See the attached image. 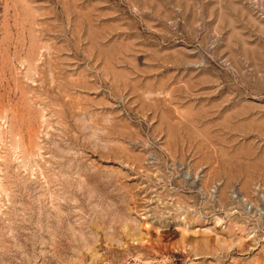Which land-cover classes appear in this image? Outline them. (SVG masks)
I'll list each match as a JSON object with an SVG mask.
<instances>
[{"label": "rangeland", "instance_id": "rangeland-1", "mask_svg": "<svg viewBox=\"0 0 264 264\" xmlns=\"http://www.w3.org/2000/svg\"><path fill=\"white\" fill-rule=\"evenodd\" d=\"M0 264H264V0H0Z\"/></svg>", "mask_w": 264, "mask_h": 264}, {"label": "built area", "instance_id": "built-area-1", "mask_svg": "<svg viewBox=\"0 0 264 264\" xmlns=\"http://www.w3.org/2000/svg\"><path fill=\"white\" fill-rule=\"evenodd\" d=\"M230 210L233 213H238V211L242 210L245 213L251 212V205L247 202V200L239 195L236 191H232L230 196Z\"/></svg>", "mask_w": 264, "mask_h": 264}, {"label": "bare ground", "instance_id": "bare-ground-1", "mask_svg": "<svg viewBox=\"0 0 264 264\" xmlns=\"http://www.w3.org/2000/svg\"><path fill=\"white\" fill-rule=\"evenodd\" d=\"M213 224H215L216 226H220V225L222 226V225H223V222H222L221 220L215 218V219L213 220Z\"/></svg>", "mask_w": 264, "mask_h": 264}]
</instances>
